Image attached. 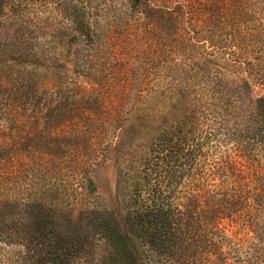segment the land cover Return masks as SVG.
<instances>
[{"label":"rangeland","instance_id":"374dc122","mask_svg":"<svg viewBox=\"0 0 264 264\" xmlns=\"http://www.w3.org/2000/svg\"><path fill=\"white\" fill-rule=\"evenodd\" d=\"M73 1L85 13L86 37L47 0L11 11L26 27L18 43L33 45L23 52L38 60L14 67L17 78L34 85L42 69L61 74L35 97H19L1 83L0 62V264L20 259L34 223L50 218L68 238L87 236L91 247L79 264H95L108 248L88 212L106 210L131 235L126 200L146 173L152 187L160 180L166 167L154 157L169 152L173 126L212 134L182 183L203 178L207 188L230 189L249 181V163L260 161L257 151L247 158L236 147L234 120L203 123L200 112L254 118L264 97V0ZM213 225L209 240L189 243L193 226L179 224L188 241L182 249L191 250H181L185 261L264 264V235L245 217Z\"/></svg>","mask_w":264,"mask_h":264},{"label":"trees","instance_id":"16d2710c","mask_svg":"<svg viewBox=\"0 0 264 264\" xmlns=\"http://www.w3.org/2000/svg\"><path fill=\"white\" fill-rule=\"evenodd\" d=\"M47 1L64 14L75 35L88 36L85 13L73 0ZM21 2L24 0H0V62L7 74L1 83L6 79L7 87L19 97H35L48 85L55 84L61 73L58 70L42 69L44 73L34 85L23 84L17 78L19 72L14 67L25 70L27 66L38 65L34 56L31 59L29 54L23 52L27 49L31 51L33 45L26 44L27 47L23 49L18 43L26 27H23L25 23L19 16L15 21L11 11L18 8ZM12 69L16 72H11ZM27 73L33 76V72ZM257 106L252 120L230 115L218 119L217 116L221 114L210 107L204 113L200 112L203 123V118L215 124L234 120L233 141L236 147L246 151L247 158L250 150L261 155L260 161L257 159V163H249L253 167V177L249 181H234L230 189H226L222 182L207 188L209 183L203 178L196 183H182L181 178L189 176L197 155L202 153L201 148L205 145L207 135L212 134L209 132L201 136L197 124L192 127L185 124L171 127L169 152L163 157H154L158 161L156 165L163 162L166 167L162 169L165 170L163 173L158 174L160 180L152 187L150 180L153 175L146 173L134 184L133 194L126 200L131 207V235L122 234L106 210L88 212L91 221L101 231L104 246L108 248L103 257L94 259L95 264H191L192 261L187 262L181 257V250L184 252L187 249H182L180 243L188 241L178 233L179 224L193 226L197 236L194 234L196 237H192L189 243H198L202 239L209 240L208 234L217 228V225H213L215 218H229L232 215L245 217L249 225L257 230V237L261 238L260 234L264 235V97L257 101ZM7 109L2 107V110ZM206 111L212 112L206 114ZM197 119L194 118V122ZM34 224L29 243L23 245L24 255L15 260L14 264H79L91 247V243H87V236L68 238L63 235L58 224H53L51 218ZM210 242H213L211 237ZM196 254L200 255L198 249L193 251V256ZM206 264L213 263L206 257Z\"/></svg>","mask_w":264,"mask_h":264}]
</instances>
